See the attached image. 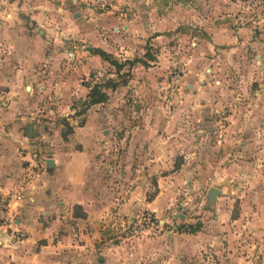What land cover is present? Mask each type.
Returning <instances> with one entry per match:
<instances>
[{"label":"crops","instance_id":"crops-1","mask_svg":"<svg viewBox=\"0 0 264 264\" xmlns=\"http://www.w3.org/2000/svg\"><path fill=\"white\" fill-rule=\"evenodd\" d=\"M115 9H119V2ZM115 9L105 12L87 9L81 0H0V198L11 203L10 215L14 219L12 223L0 225V264H254L256 258L246 254L242 256L243 247L238 253L220 248L219 234L221 237L231 236L239 226L241 231L243 225L252 227L256 223L254 218L247 217V210L253 209L247 201L240 203L243 212L246 210V216L237 219L217 216L194 233L185 230L152 237L140 236L135 240L134 251L128 248L126 241L112 239L109 242L105 239L102 243L107 233L105 224L109 226L111 219L125 212L132 220L141 210L159 217L161 211L173 203V190L163 186L165 176L158 180V191L151 200L140 196L143 198L141 202L135 191L130 192L132 198H128L120 212L113 213L115 203L96 199L101 196L89 185L91 179L88 175L94 169L106 167L110 157L115 156L117 163L132 161L134 167L127 164L128 169L125 166L118 169L123 168V172L135 176V162L147 160L146 153L161 141L158 137L144 133L126 142L125 138L92 136L77 144L71 139L64 142L52 138L41 140L35 136L36 124L29 119L28 113L35 109L37 114L40 109L38 102L31 108V96H37L36 101L38 96H46L51 91L55 98L60 99L78 91L86 96L84 89L87 88L79 83V70L66 67L62 71L61 63L67 57V50L63 49L65 45L74 46L82 41L80 44L89 46L86 50L89 67H80L84 72L98 63L109 64L94 54L93 49H101L113 56L117 47L126 55L123 62L143 59L149 66L138 62L136 70H151L158 68L156 65L161 62L155 63L143 57L142 47L149 43L147 47H160L161 51V47L170 41L163 34L174 31L183 19V12H139L136 7L138 12H114ZM135 56L138 58H131ZM156 58L160 61L159 56ZM114 59L122 63L118 58ZM185 59L188 73L184 84L179 92L171 93L179 94L182 114L186 115V118L182 117L185 126L182 125V129L187 130L182 138L183 145H195L204 140L199 133L207 124L212 133H217L215 113L223 103V97L213 86L212 78L204 76L202 69H197L199 58L190 59L188 56ZM195 59L197 62L190 64ZM153 65L155 67L151 68ZM135 84L145 87L144 82ZM152 93L146 92V95ZM108 95L111 94L108 92ZM253 96L261 99L264 92H255ZM173 106L179 107L178 104ZM232 109L233 117L242 110L238 106ZM263 111L264 107L259 110L253 107L252 118ZM252 118H245L246 124ZM243 122L237 123L236 127H244ZM25 129H31L33 135H25ZM193 130L197 132L192 133ZM103 132L107 134L106 130ZM196 134L198 141L193 142ZM109 145L118 146V151L108 152ZM141 146H149V150ZM170 150L158 153L156 160H167L168 152L172 153ZM50 159L52 163H48ZM200 159L196 157L195 161ZM188 168L183 165L181 174H188L194 189L199 188L204 181V170L189 171ZM259 221L264 225V216ZM156 222L163 225L160 220ZM249 232L252 233L251 230ZM259 264H264V259Z\"/></svg>","mask_w":264,"mask_h":264},{"label":"rangeland","instance_id":"rangeland-1","mask_svg":"<svg viewBox=\"0 0 264 264\" xmlns=\"http://www.w3.org/2000/svg\"><path fill=\"white\" fill-rule=\"evenodd\" d=\"M135 7L141 12H183L180 26L163 34L170 41L161 47L162 52L160 47H147L149 43L142 47L143 57L155 63L161 62L156 65L158 68H153V65L151 70L141 68L137 71L139 64L134 67L128 65L119 74L114 65L98 63L96 67L90 66V71L84 72L80 67H89V55L86 53L89 46L80 44L82 41L74 46L65 45L63 49L67 50V57L61 63L62 71L66 67L78 69L79 83L87 88L84 89L86 96L91 88L99 85L106 93L107 100L103 104L88 106L87 98L81 91L61 99L55 98L53 91L46 96H38L37 101V96H31V108L38 102L40 109L37 114L35 109L28 113L29 119L36 124L34 134L41 140L52 138L66 142L71 139L77 144L92 136L125 138L127 142L144 133L161 140L152 146V151L148 152L151 155L144 154L147 160L135 162V176L123 172V168L118 169L121 166L128 169L127 164L132 167L133 162L117 163L114 155L115 158L111 156L106 162V167L94 169L88 175L92 182L89 185L101 196L96 199L115 203L113 213L120 212L128 198H132L130 192L135 191V196L139 195L141 202L143 196L151 200L158 191V180L165 176L167 178L163 186L173 190V203L167 205L159 217L146 210L138 212L132 220L125 212L114 215L116 217L109 221V226L105 224L107 233L103 244L105 239L126 241L128 248L134 251L135 240L140 236L188 231L189 226L198 224L201 230L206 222H213L217 216L236 219L246 216V210L243 212L240 203L247 201L253 207L247 210V217L254 218L256 223L252 227L243 225L241 231L239 226L231 236L221 237L219 234L220 248L238 253L242 252L239 250L243 247L242 256L246 254L256 258L254 264H259L264 259V225L259 221L264 216V111L254 115V119L252 109L264 107V96L261 99L257 95L253 96L255 92H264V0H119V9L114 12H138ZM145 48L149 50V55ZM113 56L122 62L126 57L118 47ZM188 56L190 59L199 58L197 69H202L204 76L212 78L213 86L220 90L223 97V103L215 113L217 133H212L207 124L199 133L204 136V140L198 141L196 134L193 142L198 143L195 145H183L182 138L187 130L182 129V117L186 118V115L182 114L183 104L179 94L171 93L181 89L184 84V77L188 73L187 59L184 61V58ZM195 62L196 59L190 64ZM208 70L213 71L209 74ZM131 81L132 84L129 83ZM110 82L112 84L109 85ZM135 82H144L145 87L140 88ZM113 84L116 85L114 88ZM125 85H128L126 89H120ZM112 89L118 90L112 92ZM140 90L154 93L146 95ZM177 104L180 107L178 111L173 106ZM236 106L242 110L233 117L232 108ZM248 117L252 121L246 124L245 118L249 120ZM242 122L244 127H236L237 123ZM103 130L107 131L106 135ZM30 131L26 130L25 135L28 133L32 136ZM195 132L197 130L192 131ZM250 138L252 140H247ZM117 148L111 145L108 152L118 151ZM141 148L149 150V146ZM170 148L172 153L168 152L167 160H156L158 153L165 149L169 151ZM98 152L101 153V150ZM196 157L201 159L195 161ZM183 165L189 167V171L204 170V181L199 188L194 189L188 174H181ZM211 187L223 191L212 203L208 199ZM0 202L4 203L0 225L14 222L10 215L11 203L3 198H0ZM145 218H152L154 222L162 221L161 230L160 226L159 230L147 229L145 223L148 221H144ZM210 248L213 249V245Z\"/></svg>","mask_w":264,"mask_h":264},{"label":"trees","instance_id":"trees-1","mask_svg":"<svg viewBox=\"0 0 264 264\" xmlns=\"http://www.w3.org/2000/svg\"><path fill=\"white\" fill-rule=\"evenodd\" d=\"M92 52L94 54L99 55L103 60L108 61L109 63L114 65L119 72L122 71L126 65H129L130 67H132L138 62H141L146 67L149 66L148 62H146L143 59L127 60L125 62L119 63L116 59H114V57L112 55L106 53L105 51H103L101 49H93ZM147 53L149 55L148 49H147ZM151 58L154 59V56H151ZM110 84H112V83L110 82L109 85ZM113 85H114L113 86V88H114L116 85L115 84H113ZM106 100H107V95L105 92H103L102 86L96 85L93 88H91L89 94L87 95V100H86L87 102L86 103L89 106V105H95L98 103H102ZM199 229H200V224H198L197 226L191 225V226H189L188 231L191 233H194V232L198 231Z\"/></svg>","mask_w":264,"mask_h":264},{"label":"built area","instance_id":"built-area-1","mask_svg":"<svg viewBox=\"0 0 264 264\" xmlns=\"http://www.w3.org/2000/svg\"><path fill=\"white\" fill-rule=\"evenodd\" d=\"M82 3L86 6L87 9L91 10H98L101 12H105L111 9H115L118 5L119 0H81ZM4 212V203L0 202V215ZM4 219V218H1ZM144 221L146 222L147 229L154 230L157 228L159 230V224L158 222H154V220L151 218H145ZM161 230V228H160Z\"/></svg>","mask_w":264,"mask_h":264},{"label":"water","instance_id":"water-1","mask_svg":"<svg viewBox=\"0 0 264 264\" xmlns=\"http://www.w3.org/2000/svg\"><path fill=\"white\" fill-rule=\"evenodd\" d=\"M49 162L48 163H52L53 161L50 159L48 160ZM221 190L219 188H216V187H211L209 189V192H208V199H209V202L212 203L215 201V199L217 198L218 195H221Z\"/></svg>","mask_w":264,"mask_h":264}]
</instances>
